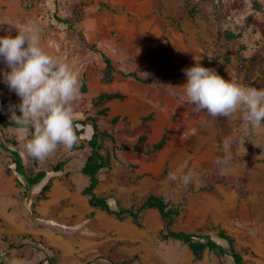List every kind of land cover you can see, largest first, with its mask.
Wrapping results in <instances>:
<instances>
[{"label": "rangeland", "instance_id": "obj_1", "mask_svg": "<svg viewBox=\"0 0 264 264\" xmlns=\"http://www.w3.org/2000/svg\"><path fill=\"white\" fill-rule=\"evenodd\" d=\"M22 25L40 29L42 46L79 73L80 85L85 76L86 90L79 89L72 105L74 120L95 114L96 95L119 92L123 98L107 102L108 114L100 115L101 128H110L114 116H126L127 123L120 118L113 126L117 144L130 145L141 134L149 143L168 137L153 156L117 151L101 174L98 196L129 208L150 194L162 195L182 211L173 230L224 229L244 260L264 264V125H247L239 113L229 118L194 111L182 88L183 70L199 60L226 80L264 89V0H0V36H14ZM0 69L7 70L3 61ZM131 72L152 82L122 76ZM0 93L10 117L9 105H18L19 97L2 80ZM91 129L78 124L73 148L58 146L44 160L26 153L16 128L0 131L3 141L17 142L28 174L48 171L22 198L0 151V264H49L47 257L57 264H231L211 251L195 259L186 244L162 239L155 209L142 212L136 225L128 216L89 206L79 178L88 149L75 146ZM59 161L66 163L63 170L52 171ZM178 168L192 174L187 186L168 179ZM216 179L241 180L242 194L235 185L200 190ZM47 182L45 197L37 198Z\"/></svg>", "mask_w": 264, "mask_h": 264}, {"label": "clouds", "instance_id": "obj_2", "mask_svg": "<svg viewBox=\"0 0 264 264\" xmlns=\"http://www.w3.org/2000/svg\"><path fill=\"white\" fill-rule=\"evenodd\" d=\"M15 29L14 36H0V61L7 67L0 69V80L19 97L18 105H9V113L24 150L44 160L58 146L71 150L77 142L72 105L81 97L79 73L45 50L37 26ZM183 71V99L194 111L229 118L239 113L247 125H264V89L226 80L199 60ZM168 179L187 186L193 176L178 168Z\"/></svg>", "mask_w": 264, "mask_h": 264}, {"label": "trees", "instance_id": "obj_3", "mask_svg": "<svg viewBox=\"0 0 264 264\" xmlns=\"http://www.w3.org/2000/svg\"><path fill=\"white\" fill-rule=\"evenodd\" d=\"M231 38L237 36L230 34ZM103 60L111 67V61L102 54ZM112 70V69H111ZM123 77H130L135 81L143 84H150L151 78H141L136 73H122ZM80 89L86 90V78L83 75L81 79ZM123 95L119 92H102L91 99V106L96 108L95 114L88 115L84 120H74V129L76 134L80 132L77 130V125L82 127L91 126L92 133L90 138L84 139L83 143L75 146V149L82 150L83 147H87L88 154L85 157L83 165L81 166V172L85 174L89 183L82 189V194L88 198L89 206L98 208L109 215H113L118 218L128 216L132 221L139 225V219L143 211L147 209H155L161 220L162 228L159 231V236L162 239H174L187 245L195 259H201L206 251H211L217 254L219 257H229L231 264H253L243 259L240 250L236 247L234 238L229 235L224 229H218L216 233L211 234L199 232H184L173 230V224L176 217L180 216L182 211L177 207H172L170 202L166 200L162 195L150 194L145 197L137 207L123 208L119 206H113L109 201L101 196H98L95 192L96 187L99 184L98 175L100 171L109 169L112 165L113 159H116V152H132L135 154H141L144 156H153L158 151L163 149L167 142V135L164 133L156 142H147V137L144 134L139 135L132 144H117L115 138L114 125L121 118V120L127 123L126 116H114L110 121L109 128H101L100 115L104 116L108 114L109 108L105 105L107 102L114 99H121ZM7 97L0 93V131L7 128H16L13 119L8 116L6 110ZM150 118V115L142 117V122H145ZM110 142V146L107 144ZM0 151L3 152L9 159V164L6 166V173L15 177L16 183L22 187L21 197L28 198L29 192L32 187L39 184L47 175V170L38 169L34 173L28 174L23 157L19 149L17 148V142L15 140H5L0 138ZM64 161H59L51 167L52 171H61L65 166ZM22 178V181L20 179ZM18 178V179H17ZM215 184L218 185H235L238 187V193L242 194L243 183L241 180H222L216 179L213 184L203 186L200 188L202 191H211L214 189ZM50 188V183H45L37 194V198L45 197L46 192ZM22 239H29L35 242L31 235H23ZM14 245L10 244L12 248ZM20 243L15 248H22ZM46 261L49 264H57L53 257H47ZM128 261H123L121 264H127ZM39 264V263H38ZM110 264H115L111 262ZM219 264H222L219 262Z\"/></svg>", "mask_w": 264, "mask_h": 264}, {"label": "crops", "instance_id": "obj_4", "mask_svg": "<svg viewBox=\"0 0 264 264\" xmlns=\"http://www.w3.org/2000/svg\"><path fill=\"white\" fill-rule=\"evenodd\" d=\"M91 133H92V129H91V131H90V133H89V137L88 138H90V136H91ZM87 138V139H88ZM154 143V142H153ZM104 171L102 170V171H100V173H99V175H98V178H99V183H100V181H101V174L103 173ZM79 178L81 179V181H82V189L85 187V186H87L88 185V183H89V179H88V177L85 175V174H82L81 173V175L79 176ZM42 182V181H41ZM40 182V183H41ZM39 183V184H40ZM39 184H37L36 186H38ZM99 185V184H98ZM35 187V186H34ZM147 210H149V209H147ZM147 210H145V211H147ZM151 210V209H150ZM144 212V211H143Z\"/></svg>", "mask_w": 264, "mask_h": 264}]
</instances>
